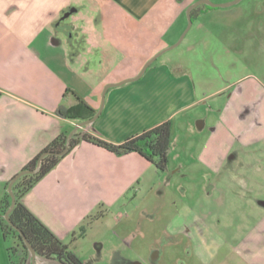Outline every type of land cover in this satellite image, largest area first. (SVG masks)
I'll return each instance as SVG.
<instances>
[{"label":"crops","instance_id":"crops-1","mask_svg":"<svg viewBox=\"0 0 264 264\" xmlns=\"http://www.w3.org/2000/svg\"><path fill=\"white\" fill-rule=\"evenodd\" d=\"M189 3L0 0L2 194L4 183L58 134H68L87 119L89 109L92 115L99 109L100 112L91 123L76 131L120 143L170 120L171 160H176L180 153L189 156L193 151L194 160L205 166L228 162V149L233 143L228 131V93H224L228 85L206 92L200 78L201 62L192 52L186 59L159 60L161 53L138 78L109 86L102 100L106 85L135 77L156 50L168 48L179 36L184 27V9ZM200 5L195 16L207 12ZM66 13L69 14L65 16ZM170 21L178 26L174 36H160L155 29ZM183 41L184 36L180 43ZM188 44L191 46L194 41ZM218 94L221 96L215 98ZM238 96L242 116V106L251 101L263 110L264 99H259L257 90L252 89L249 94L241 89ZM209 99L215 105L207 104ZM59 105L70 109L71 116L57 114ZM193 128L201 132L199 147H193L190 140L182 145L178 131ZM237 139L242 148V179L260 188V192L253 194L257 199H251L248 193L241 196L244 202L252 201L258 208L241 212L243 219H255V226L244 228L241 219L239 225L246 231L236 241L228 234V223L225 232L219 230L220 215H211L215 218L211 222L215 227H211L188 212L181 219L185 226L181 233L190 244L177 243V255L181 253L183 263L188 264L187 260L192 258L201 264H264V128L243 131ZM254 146L256 156L252 152ZM246 162L248 166L244 167ZM155 172L154 165L136 152L118 155L81 140L23 195L22 201L77 253L75 245L85 240L92 224L100 222V211L113 207L137 185H147ZM85 222L82 232L80 227ZM157 257L158 253L154 255ZM24 264H31L30 257ZM36 264L60 263L40 259Z\"/></svg>","mask_w":264,"mask_h":264},{"label":"rangeland","instance_id":"rangeland-1","mask_svg":"<svg viewBox=\"0 0 264 264\" xmlns=\"http://www.w3.org/2000/svg\"><path fill=\"white\" fill-rule=\"evenodd\" d=\"M186 1L190 3L181 20L184 27L167 47L178 41L186 29L187 8L197 0ZM210 1L220 4L233 0ZM200 7L207 12L193 17L184 41L166 50L158 59H186L192 52L201 62L200 78L207 87L206 92L228 85L224 93H228V131L233 140L228 149V162L205 166L194 160L193 151L189 156L178 154L176 160H171L169 155L165 170L155 172L147 185H137L113 207L100 211V222L92 224L85 240L75 245L76 254L86 264H186L181 253L177 255V243L190 244L189 238L181 233L185 228L181 219L188 212L211 227H215L214 223L211 225L215 219L211 215H220L219 230L225 232L228 223V234L237 238L236 241L243 237L244 228L255 226V219H243L241 212L258 208L252 201L244 202L241 196L248 193L251 199H257L253 194L260 192V188L242 179V148L237 134L264 128V108L251 101L242 106V116L237 99L241 89L249 94L250 90H257L259 99H264V0H239L227 6L201 4ZM176 28L170 21L155 30L160 36L169 37L174 36ZM191 41L194 44L190 46ZM209 102L216 103L210 99ZM200 136L201 132L194 128L178 131L182 145L190 140L193 147H199ZM256 148H252L255 156ZM246 164L243 166L247 167ZM2 196L0 192V200ZM229 214L233 216L228 217ZM241 219L244 228L239 225ZM14 245V238L11 235L3 238L0 230V264H18L15 252L9 250ZM156 253L158 257L154 258ZM192 260L188 259L187 263L201 264Z\"/></svg>","mask_w":264,"mask_h":264},{"label":"trees","instance_id":"trees-1","mask_svg":"<svg viewBox=\"0 0 264 264\" xmlns=\"http://www.w3.org/2000/svg\"><path fill=\"white\" fill-rule=\"evenodd\" d=\"M198 8L197 6L191 11V19L196 15L195 12ZM89 110L90 113L85 118L93 114V111ZM56 112L63 117L71 116V110L63 105H59ZM67 135L65 132L58 134L20 169L28 172L18 177L11 186L15 203L8 217L12 225L4 217L11 202L7 190L9 181L4 183V194L0 201V230L3 238L10 235L14 238L15 245L9 250L15 252L18 257V264H24L30 257L29 250L18 230L30 242L38 256L45 259H54L60 264H86L76 253L70 250L68 244L64 243L41 222L22 201L23 195L45 176L63 156L70 152L81 140H85L118 155L136 152L150 161L158 172H163L168 163L171 121L161 122L138 134L127 137L120 143H111L93 134L76 131L70 138L67 150L61 153L66 146ZM39 159V167L36 171H33L37 167ZM86 225V222L81 225L80 230L82 232Z\"/></svg>","mask_w":264,"mask_h":264},{"label":"water","instance_id":"water-1","mask_svg":"<svg viewBox=\"0 0 264 264\" xmlns=\"http://www.w3.org/2000/svg\"><path fill=\"white\" fill-rule=\"evenodd\" d=\"M238 1H239V0H233V1H230V2H225V3L217 4V3H213V2H211L210 0H197L196 2L192 3L191 5H189L188 8H187V11H186V13H187V17H188V25H187L186 29L183 31V33L180 35L178 41H176L174 44H172V45L169 46L168 48L163 49V50L159 51L158 53H156L154 56H152V57H151V58H150V59H149L144 65H143V67L141 68L140 72H139L135 77H133V78H131V79L124 80V81H121V82H118V83H112V84L106 85L105 88H104L103 94H102V100H103L104 92H105V90H106L109 86L117 85V84H120V83H122V82H125V81H128V80H133V79L138 78V77L143 73V71L146 69V67H147V66H148V65H149V64H150V63H151V62H152V61H153L158 55H160L161 53H163V52H164L165 50H167V49H170V48L175 47L176 45H178V44L181 42L183 36L185 35V33L187 32V30H188V29L190 28V26H191V23H192V19H191V11H192L193 8H195L196 6H198V5H200V4H207V5H209V6H227V5L234 4V3L238 2ZM68 14H69V13H66L65 16L68 15ZM99 112H100V109L97 111V113H95V114L92 115L91 117H89V118H87V119H84V120L80 121L77 125H75V127L73 128V130L70 131V132L68 133V135H67V139H66V146H65V148L61 151V153H64V152L67 150V148H68V146H69L70 138H71V136L74 134V132H75L79 127L91 123V122L97 117V115H98ZM39 164H40V159H39V161H38L37 167H36L33 171H36V170L38 169ZM26 172H28V171H27V170H20V171H18V172H17V173H16V174H15V175L9 180V183H8L7 190H8V192H9V194H10L11 202H10V205H9L7 211L5 212L4 217H5V219L7 220V222H8L9 224H11V225H12V223H11L9 217H8V214H9V212L11 211V209L13 208L14 203H15V197H14V194H13V192H12L11 186H12L13 182H14L18 177H20L22 174H24V173H26ZM18 232L22 235L23 241H24L25 245L27 246V248H28V250H29L30 257H31V264H34L35 257H36L35 250L33 249V247H32V245L30 244V242H29V241L24 237V235L21 233V231L18 230Z\"/></svg>","mask_w":264,"mask_h":264},{"label":"flooded vegetation","instance_id":"flooded-vegetation-1","mask_svg":"<svg viewBox=\"0 0 264 264\" xmlns=\"http://www.w3.org/2000/svg\"><path fill=\"white\" fill-rule=\"evenodd\" d=\"M30 259H31V257H30ZM40 259L45 260V261L47 260V259H45L43 257H40V256L36 255L34 264H36L37 260L39 261Z\"/></svg>","mask_w":264,"mask_h":264}]
</instances>
